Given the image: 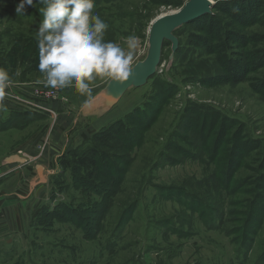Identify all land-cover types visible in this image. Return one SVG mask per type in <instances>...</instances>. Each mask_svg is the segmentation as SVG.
Returning a JSON list of instances; mask_svg holds the SVG:
<instances>
[{
	"label": "rangeland",
	"instance_id": "rangeland-1",
	"mask_svg": "<svg viewBox=\"0 0 264 264\" xmlns=\"http://www.w3.org/2000/svg\"><path fill=\"white\" fill-rule=\"evenodd\" d=\"M187 1L94 0L93 14L99 15L108 25L104 33L105 42L117 43L127 50L124 37L136 35L139 38L133 67L146 56L152 22L164 14L177 11ZM213 1L215 5L219 2L220 9L226 8L229 12H251L249 19L257 17L263 27L256 25L248 32L264 34V0ZM20 2L0 0V68L7 70L12 81L7 93L20 96L23 100L20 103L6 100L7 103L14 107L20 104L22 111H31L32 106L28 103H38L40 100L33 97L32 93L37 89L53 88L36 83L44 78L38 68L39 50L35 35L43 21L39 9L44 6L35 0V7L26 6L24 15L18 16L16 6ZM228 2L233 4L230 6ZM216 16L228 18L219 11H216ZM210 21V17H204L184 28L179 37L183 50L182 62L168 73L171 45L167 44L163 65L155 79L143 88L128 91L105 116L90 115L89 107L82 109L86 97L74 87L58 88L68 99L66 106L69 108L64 114L72 118L71 126L61 134V145H65L66 149L70 147L81 152L98 146L101 151L107 152L94 141L83 142L79 134L89 128L102 131L114 123L127 121L135 109H143V112L142 116H136L137 121H127L134 129L139 128L137 124L143 120L144 114L150 113L155 117V122L143 132L139 147L130 156L129 166L124 165L128 164L125 157L122 162H118L120 168H127V174L104 222V232L97 240H84L81 230L69 224H58L52 231L39 230L35 233L29 230L22 240L20 237L0 239V264H264V217H258L262 222L256 223L258 228L247 247L241 249L233 243L232 236H228L233 228L229 213L238 221L242 220L245 212L242 206L247 198L256 196L259 191L264 194V190L261 191V185L264 187V154L261 150H253L264 141V102L253 92L248 82L215 88L186 82L188 76L185 71L189 61H198L201 53L190 43L193 37L204 33ZM262 45L264 42L254 46L261 48ZM109 81L108 78H97L90 82L93 93L91 101ZM158 82L163 85L157 87ZM168 86H174L175 89L171 98L161 103ZM190 105L211 107L223 117L233 120L236 125L229 123L226 141L238 131L240 137L237 142L248 143V148L238 155L235 162V166L240 167L235 169L234 196L221 189H213L214 186L210 184L211 174L216 172L219 176L224 170L223 163H218L222 154L214 163L211 162L207 158L212 152L210 141L200 140L199 136H204L197 130V137L191 140L195 144L191 147L187 142L195 136V132L179 131L177 128ZM145 106L150 108L145 109ZM157 107L163 109L161 113L155 114L151 108ZM29 113L25 118L12 119L9 111L0 107V134L19 129L24 135H31V140L24 142L23 146L34 143L39 136L45 138L51 133L53 139V129L59 117L53 118L47 113ZM189 116L192 114L189 113ZM173 134L178 136L173 137ZM177 146L190 149L191 156L178 150ZM224 147L226 154L233 149L228 143ZM196 149L208 154L201 156ZM47 153L46 150L44 154ZM61 156L58 155V158ZM52 176H58L55 179L56 206L67 203L87 208L99 200L94 194L73 188L71 170L64 171L58 166ZM230 201L237 202V205L229 206ZM261 203L264 207V202ZM130 206L134 213L131 211L128 215V223L120 232L113 234L123 210ZM238 224L235 222L234 225L237 227Z\"/></svg>",
	"mask_w": 264,
	"mask_h": 264
},
{
	"label": "trees",
	"instance_id": "trees-1",
	"mask_svg": "<svg viewBox=\"0 0 264 264\" xmlns=\"http://www.w3.org/2000/svg\"><path fill=\"white\" fill-rule=\"evenodd\" d=\"M228 3L230 6L233 4L230 2ZM183 5L184 4H182L180 8ZM220 8L218 2L212 9V15L204 16L211 18L210 24L204 30V33L193 37L190 43L191 47H195V49L199 50L201 53L198 55V61L194 59L189 61L187 70L185 71V74L188 76L186 82H194L201 86L212 88L223 85L236 86L248 82L253 92L264 102V45H262L261 48L254 46L264 42V34L254 33L257 34L254 35L251 34L252 32H248V30L256 25H260L261 27H263V25L257 21V17H255V19H249L252 15L251 12H243L244 14H240L235 11L229 12V9L226 8ZM216 11L221 12L228 18L224 19L216 16ZM204 17L183 26L176 32L180 47L175 56L173 67L168 73L182 62L183 50L179 37L182 35L183 29L189 27L193 23H197ZM167 44L170 43L166 42L164 48ZM195 55H197L196 52ZM155 77L156 76L152 77L150 80L155 79ZM162 85L163 83L161 82L157 83V87ZM174 89V86H168V89L163 93L161 103H163L164 99L171 98ZM2 105H6L7 108L13 110L12 119L20 117L25 118V116L30 115L29 112L37 114V112L34 111H22L20 105H16L15 107L11 106L7 103L6 99L0 101V106ZM45 106L58 114L59 119L53 129V139L58 141L60 140V135L71 126L72 118L67 115L62 117V112L64 110L60 102L49 101L45 103ZM147 107L150 108V106ZM147 107L145 106V109H147ZM194 107H197L198 110ZM162 109V107L151 108V111L153 110V113L158 114L162 112ZM142 110L143 109L140 108L135 109L126 120L128 122L137 121L136 116H138V114L141 115L143 112ZM199 110L201 111L199 112ZM189 113H191L192 116H189ZM182 116L177 127L178 130H188L190 133H196H193L195 136L187 142L191 147L195 144V142L191 140L197 137V130L201 133V136H204L201 138L199 136L200 140L210 141L212 152L208 154L202 149H199V151L196 149L199 155L208 154L207 158L209 157L210 161L213 163L221 154L223 156L219 159L218 163H223L222 169L224 170H222L219 176L214 172L209 179L212 182L210 184L214 186L213 189H221V191H224L228 195L234 196L236 194V188L233 187V179L237 172L235 169H239L240 167L235 166V162L238 155H240V153L243 154L244 150L248 148V143L242 141L237 142L240 137L238 131H235L232 138L226 141L229 132L228 128H230L229 123L236 124L233 120L223 117L220 113L212 110L211 107L207 108L204 106L190 105ZM154 120L155 117L147 113L144 114L143 120L138 122L137 126L139 128L137 130L134 129L135 127L128 125L127 121H119L102 131H93L92 128H89L81 132L79 135L83 142L89 143L94 141L102 148H105L107 152L101 151L98 146H93L81 152H77L68 147L62 153V156L58 158L57 161L60 162L58 166H61L64 171H72V184L76 191L94 194L99 197V200L87 208L75 207L67 203H60L55 206L54 209L49 207L42 208L39 214L40 226L45 230L52 231L56 224H69L81 230L84 240H97L98 236L104 232V222L107 215L112 210L114 199L118 196L123 185V177L127 174V168H120L118 166L120 163L118 162H122L123 157H125L128 164L124 165L129 166L130 156L133 150L139 147L143 132H145L147 128H150L155 122ZM209 122H211V125H209ZM239 126L242 127L241 125ZM178 130H176V133ZM174 134L173 137L178 136ZM245 140L248 141L247 139ZM226 143L230 144L233 148L229 154H226L225 149H223ZM260 144L261 145H258L260 146L259 148L254 147L253 150H261L262 154H264V141ZM172 146L173 145L170 147L172 148ZM176 148L191 156L190 149H183L179 146ZM57 178L58 176L54 177V179ZM262 178L264 184V177ZM255 189L259 191L257 187ZM262 190H264V187L261 185V191ZM261 202H264V194L259 191L256 196L249 197V199L247 198L245 205L242 206L245 210L242 214V220L238 221L232 213H229L233 228L228 232V236H232L233 243L238 245L241 249L247 247L251 243V238L258 228L256 223L262 222V219H258L259 216L264 217V207ZM236 205L237 202H229V206ZM131 211L134 213L132 206L123 210L113 230V234L120 232L124 225L128 223L127 217ZM213 211H215V209H213ZM217 214H219V211H217ZM235 222L237 224L239 222L240 224L236 227L234 225Z\"/></svg>",
	"mask_w": 264,
	"mask_h": 264
},
{
	"label": "clouds",
	"instance_id": "clouds-1",
	"mask_svg": "<svg viewBox=\"0 0 264 264\" xmlns=\"http://www.w3.org/2000/svg\"><path fill=\"white\" fill-rule=\"evenodd\" d=\"M43 21L35 32L38 41V68L43 79L36 81L49 88L74 87L85 96L81 108L90 106V82L108 78L113 82L128 81L132 62L139 47L136 35L124 37L126 49L114 42H105L108 25L93 14L94 0H38ZM35 0H21L17 15H24L26 6ZM10 80L7 70L0 68V101L6 96ZM7 110L6 105L0 106Z\"/></svg>",
	"mask_w": 264,
	"mask_h": 264
},
{
	"label": "crops",
	"instance_id": "crops-1",
	"mask_svg": "<svg viewBox=\"0 0 264 264\" xmlns=\"http://www.w3.org/2000/svg\"><path fill=\"white\" fill-rule=\"evenodd\" d=\"M60 105L64 110L63 117L69 107ZM7 110L12 115L13 110ZM3 133L0 134V239L20 237L22 240L29 230L45 232L39 224L40 211L47 207L54 209L57 203L55 179L48 171L57 170L58 155L66 150V146L61 145V135L58 141L51 139L52 133L45 138L39 136L28 146L23 143L31 140V135H24L19 129ZM46 138L52 140V146L43 156L38 146ZM12 155L28 158L27 164H7L6 159Z\"/></svg>",
	"mask_w": 264,
	"mask_h": 264
},
{
	"label": "water",
	"instance_id": "water-1",
	"mask_svg": "<svg viewBox=\"0 0 264 264\" xmlns=\"http://www.w3.org/2000/svg\"><path fill=\"white\" fill-rule=\"evenodd\" d=\"M214 5L210 0H188L177 11L156 18L149 29L145 58L132 67L133 72L128 81L113 82L110 80L106 87L91 101L89 114L97 117L105 116L122 100L128 91L145 87L163 65V51L166 42L171 44V55L167 65L169 71L173 67L175 56L180 47L176 32L189 23L206 15H212ZM6 163L25 165L27 159L12 155L6 159Z\"/></svg>",
	"mask_w": 264,
	"mask_h": 264
},
{
	"label": "built area",
	"instance_id": "built-area-1",
	"mask_svg": "<svg viewBox=\"0 0 264 264\" xmlns=\"http://www.w3.org/2000/svg\"><path fill=\"white\" fill-rule=\"evenodd\" d=\"M9 88L6 89V96L4 99L6 100H15L17 103L22 102L23 100L21 99L20 96H11L7 92ZM23 89V88H22ZM33 97L40 99L38 100V103H28L30 106L31 111L37 112V113H47L52 116L53 118H57L58 114L54 112L53 110L47 108L45 106V103L52 101V102H60L62 104H67L68 99L61 93V91L58 88L55 89H37L32 93ZM20 105V104H19ZM52 146V141L49 138H46L40 146H38L39 153L42 155L45 153V151L49 150V148ZM22 154V153H21ZM28 159V158H26ZM49 175H54L55 171L51 170L48 171Z\"/></svg>",
	"mask_w": 264,
	"mask_h": 264
},
{
	"label": "bare ground",
	"instance_id": "bare-ground-1",
	"mask_svg": "<svg viewBox=\"0 0 264 264\" xmlns=\"http://www.w3.org/2000/svg\"><path fill=\"white\" fill-rule=\"evenodd\" d=\"M212 3H214V1L213 0H210Z\"/></svg>",
	"mask_w": 264,
	"mask_h": 264
}]
</instances>
